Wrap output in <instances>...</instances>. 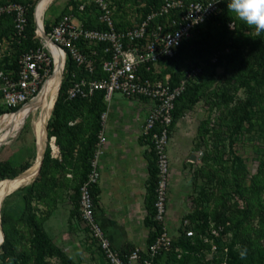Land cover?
<instances>
[{
	"label": "trees",
	"instance_id": "1",
	"mask_svg": "<svg viewBox=\"0 0 264 264\" xmlns=\"http://www.w3.org/2000/svg\"><path fill=\"white\" fill-rule=\"evenodd\" d=\"M109 1L115 7L113 20L117 30L126 28V25L117 22L119 19L117 14L123 8L129 5L140 8V4H144L145 6L139 9L140 14L144 15L151 8H158L162 4V0ZM81 3H86L82 11L78 9ZM8 5H21L25 8L26 24L22 35L17 36L14 27L15 13L0 14V45L5 40L8 42L7 51L0 57V71L3 72L17 70L20 56L40 45L39 40L35 38L34 2L0 0V8ZM67 6H71L72 10L68 11L66 7L53 23L49 21L44 23L47 33L65 15L77 18L85 29H106L99 21L97 9L94 5L88 4L87 0H70ZM220 7V12L198 26L192 37L181 44L173 57L160 62L161 70L156 76L158 79H163L169 75L170 85L174 87L184 77L187 69L203 65L198 80L188 85L175 100L169 131L171 135L179 120L198 102L203 101L206 104L209 112L207 118L200 123L197 136L199 140L212 138L211 147L217 150L218 158L204 155L202 160L206 168H204L206 184H218L219 191H206L203 188L198 191L194 202L195 208L182 217L173 238L172 249L153 258V264H264V199L262 198L264 151L260 156L257 171L250 174L244 160L232 150L229 151L231 159L226 158L223 161L222 149L225 146L222 145L221 138H217L220 135L226 136L232 144L237 136L255 130L256 127L260 129L259 135L264 138V32L259 36L254 32L250 35L242 34L240 39H232L233 32L228 27L232 19L227 9V2H222ZM234 23L236 28L245 29L242 22L234 21ZM104 47L105 45L100 44L94 48L98 56L102 55ZM213 58H216L214 62H212ZM219 67H224V74L229 76V78L225 76L223 80V76L218 75L221 83H218L217 79L215 81L216 70ZM66 72L68 76L58 88L59 92L47 122V132L48 138H55L63 161L70 160L74 156L76 146L80 147L75 156L81 167L78 169L80 177L75 186V191L79 195L80 187L87 180L90 171V160L97 135L102 128L101 115L106 112L107 105L103 99V92H95L89 99L68 100L66 96L70 74L74 73L78 78L94 79L103 76L99 59L96 61V70L93 74L82 72L71 60L67 61ZM149 76L152 77L151 74ZM239 90H243L245 94L243 98L237 96ZM18 110L19 108L6 109L1 106L0 116ZM213 110L218 111V116L212 124ZM77 119L80 120L77 122ZM141 139L143 144L149 147L145 200L147 215L144 220L145 226L149 229L146 240L148 246L162 231V224L155 220L154 202L158 182L155 155L150 141L145 137ZM199 148L200 143L196 146V149ZM210 163L217 165V169H213L212 165L209 166ZM61 166L58 159L50 158L47 148L38 178L29 186L19 188L7 196H17L14 203L5 198L0 210L4 232V241L0 246V264H53L51 262L53 259L58 262L57 264H74L44 230V223L49 213L40 214L39 209L34 205L38 204L41 195L47 191L46 188L52 185L50 182L54 179V173ZM29 167L30 163L13 165L7 160L0 161V181L12 179ZM48 168L52 171L47 170ZM247 176L251 178L248 187L244 185ZM39 180L43 188L39 186L38 189L36 181ZM91 193L96 204L99 194L97 185L91 188ZM232 195L243 199L245 203L243 209L238 208ZM74 215L76 216V212ZM213 228L219 230L218 237L210 236L209 233ZM189 230L194 232L192 237L186 235ZM227 235L230 237L224 242L223 239ZM205 238L208 239L207 242ZM245 248L247 256L241 259L239 253ZM129 250L132 248L120 252L127 253ZM207 253H211L210 258L206 257Z\"/></svg>",
	"mask_w": 264,
	"mask_h": 264
},
{
	"label": "built area",
	"instance_id": "2",
	"mask_svg": "<svg viewBox=\"0 0 264 264\" xmlns=\"http://www.w3.org/2000/svg\"><path fill=\"white\" fill-rule=\"evenodd\" d=\"M222 2L228 3L229 0L204 2L162 0L160 7L151 8L144 15L139 14V19L131 26L117 30L113 20L112 2L87 0L88 4L94 5L97 9L99 21L106 29H85L77 18L65 15L47 33L43 22L39 26L38 21L34 20L35 38L39 40V47L30 49L20 56L17 70L0 71V102L6 109L20 110L32 101L59 63L61 86L64 78L68 76L66 72L68 60L82 72L93 74L96 70V61L99 59L103 74L101 78L95 79L78 78L74 73L70 74L66 90L68 100L89 99L95 92H103V99L107 105L117 92L127 100L141 99L149 102L150 109L145 117L141 136L150 141L155 155L158 169L154 202L155 220L162 224V231L153 243L145 248H134L127 253H121L112 247L95 218L91 188L98 184L99 162L106 144L104 123L107 112H104L101 115L102 128L97 135L90 160V171L87 180L80 187L78 211L81 224L99 249L106 264H153V258L172 249L174 236H171L166 228L167 188L170 175L169 126L172 122L175 100L188 85L198 80L203 65L187 69L184 77L174 87L170 85L169 75L163 79L156 76L160 73L158 70L160 62L173 57L181 44L192 37L198 26L217 15ZM85 5L86 3H81L78 9L82 11ZM144 6L140 4V8ZM71 10L70 6L69 11ZM3 12L15 13L16 35H22L26 24L25 8L21 5H8L0 8V14ZM100 44L105 47L102 49V55L98 56L94 48ZM215 60L216 58H213L212 62ZM48 140L49 145L55 138L50 137ZM219 233L218 229L213 228L209 234L211 237H218ZM186 235L192 237L194 232L189 230ZM205 241L208 239L205 238Z\"/></svg>",
	"mask_w": 264,
	"mask_h": 264
},
{
	"label": "crops",
	"instance_id": "3",
	"mask_svg": "<svg viewBox=\"0 0 264 264\" xmlns=\"http://www.w3.org/2000/svg\"><path fill=\"white\" fill-rule=\"evenodd\" d=\"M126 10L127 15L119 16ZM117 16V22L126 27L139 19L138 14L133 16L126 7ZM130 101L142 104L144 114H140L132 124L114 121L108 129V136L104 128L106 144L99 162V194L95 204V218L112 247L118 251L145 248L149 233L144 224L149 147L143 144L141 131L150 104L145 100ZM180 124L181 120L176 124L177 129ZM47 148L50 158L58 159L62 166L56 170L50 182L52 185L46 188L38 202L40 214L49 213L44 230L71 260L78 261L77 264H106L101 253L91 246L79 218V195L75 186L81 167L75 159L77 150L70 160L63 161L56 140ZM47 170L52 171L51 168Z\"/></svg>",
	"mask_w": 264,
	"mask_h": 264
},
{
	"label": "rangeland",
	"instance_id": "4",
	"mask_svg": "<svg viewBox=\"0 0 264 264\" xmlns=\"http://www.w3.org/2000/svg\"><path fill=\"white\" fill-rule=\"evenodd\" d=\"M37 1L38 0H31V2H34L35 6L38 5V2L40 0L38 2ZM69 1L70 0H51L44 12L43 17L40 19L41 24L42 22L44 24L46 21L53 23L54 20L62 14L63 10L66 7H68L67 4L69 3ZM69 7L67 8L68 11H69ZM138 7L139 6L129 5L126 8L129 9V12L134 16V14H138V15L140 14V10H139L140 8ZM114 11H115V7H114ZM125 14L126 15L128 14V10L123 11L119 16L121 15L124 16ZM125 19L126 18L124 17V20ZM244 28L245 29L241 30L236 28L235 25V30H231L233 32L231 34L232 39L233 38L240 39L242 34L250 35L255 32L254 29L248 28L246 25L244 26ZM7 47H8V42L5 40L0 45V57L7 51ZM158 70L159 71L161 70L160 67H158ZM216 72H217V76L215 78V81L217 79L218 83H221V79H219L218 75H222L223 80L225 76L226 78L227 77L229 78V76L224 74V67H219L216 70ZM58 80H59L58 77H56L55 94H57L58 91L57 89ZM244 95L245 94L243 90H239L237 92L238 97L243 98ZM32 101H30L26 106L20 109L23 112H25V115L22 117L23 120L21 119V121L18 124L14 122H9V123L6 122L5 124H1V123L3 120H6L8 117L14 115L20 110L12 114H5V115L3 114L0 116V124H1L0 125L1 127L0 128V161L7 160L13 165H24L26 163H30V166L32 165V167L36 165V160L38 155H37V147H36L35 135L33 132L32 124L36 120L40 108L39 105L37 104H34L31 107H29ZM1 106L2 104L0 102V107ZM144 110L145 109L143 105L139 104L137 101L127 100L120 93L117 92L114 93L111 101L107 103V110H106L107 118L104 123V128L107 130V136H108V129L110 125L113 124L114 121H117L118 123L132 124L133 121H135L140 116V114L142 115L144 114L143 113ZM208 110L209 108L206 107V104H204L203 101L198 102L191 110L192 112L188 111L182 117L183 119L182 118L180 119L181 124L179 125V129H177L175 126L174 130L171 133L170 141L168 144V155L170 158L171 170H170L168 188H167L168 194H167V216H166V228L171 236L176 235L177 228L180 225V221L182 220V217L193 211V209L195 208L196 205L194 203L195 198H197L198 191H200L201 188L205 189L206 191H219V186H217L218 184L216 183H213L211 185L206 184V179L204 178L205 165L203 164V160H202L204 155L208 157L218 158L217 150L211 147L212 138H205L204 140L203 139L199 140L198 138L199 136H197L198 127L200 123L207 118L209 112ZM211 114H212V118L211 117L210 118L212 119V124H213L214 120L218 116V111L213 110ZM79 120L80 119H77L76 121L78 122ZM225 129L226 126L224 125V130ZM259 131L260 129L256 127L255 130H252L250 132H244L241 136H237L236 141H234L232 144L229 143V139L226 136L223 137L222 135H220V137L218 136L217 138H221V141L223 142L222 145L225 146V147L223 146L224 148L222 149L223 161L226 158L231 159L229 151L232 150L235 153V155L240 156L244 160V164L247 167L249 173L250 174L255 173L258 169V164L260 163V156L263 154L264 151V138H262L259 135L260 134ZM45 133H46V125H45ZM198 143H200V148L196 149ZM75 150H77V146ZM207 152L208 154H205ZM191 155H195L194 160H191L190 158ZM216 158L215 160H217ZM210 165H212L213 169H217L216 168L217 165L213 163H210L209 166ZM207 169H209V167ZM39 173L37 174L36 177H34V179L28 185H25L24 187L32 184L38 178ZM7 180L10 181L9 179H5L1 181H7ZM250 180L251 178L247 176L246 182L244 184L246 187H248ZM39 182L40 180L38 182L36 181L38 189L40 186ZM40 187L43 188L42 186ZM5 198H7V200L10 201L11 203H14V201L17 199V196L4 197L0 201V210ZM262 198L264 199V195L262 196ZM232 199L237 203L239 209H243L245 207V203L243 199H239L236 195H232ZM34 205L38 209V204H34ZM0 234L2 241V232H0ZM22 234L24 233L22 232ZM228 237H230V235H227V237L223 239L224 242H226ZM89 240L91 241L90 242L91 246L99 252L96 245L92 242L90 236H89ZM206 257L210 258L211 253H207ZM72 261L74 264L78 263V261L75 259ZM51 262L53 264L58 263L55 259L51 260Z\"/></svg>",
	"mask_w": 264,
	"mask_h": 264
},
{
	"label": "bare ground",
	"instance_id": "5",
	"mask_svg": "<svg viewBox=\"0 0 264 264\" xmlns=\"http://www.w3.org/2000/svg\"><path fill=\"white\" fill-rule=\"evenodd\" d=\"M51 0H40L38 5L36 6V19L38 21L39 26H41L40 19L43 17L46 8L48 7ZM56 77H58V87L61 82V66L58 64L55 72L45 81L42 88L40 89L38 95L33 99L32 103L29 107L34 104L39 105L40 111L37 115L36 120L33 122V132L35 135L36 147H37V160L36 165H34L25 175L22 181H0V201L11 191L23 187L29 184L34 177L36 176L37 168L40 162V151L42 150L45 143V125L47 119L50 115L52 106L56 97ZM57 87V89H58ZM58 92V91H57ZM28 107V109H29ZM25 115V112L22 110L18 111L14 115L8 117L6 120H3L1 124H5L6 122H14L18 124L22 117ZM23 120V119H22ZM0 124V125H1ZM22 126V125H21ZM1 128V127H0ZM5 137V136H4ZM4 140V139H3ZM2 143V142H1ZM1 232V230H0ZM3 237V235H2ZM0 243H1V234H0Z\"/></svg>",
	"mask_w": 264,
	"mask_h": 264
},
{
	"label": "clouds",
	"instance_id": "6",
	"mask_svg": "<svg viewBox=\"0 0 264 264\" xmlns=\"http://www.w3.org/2000/svg\"><path fill=\"white\" fill-rule=\"evenodd\" d=\"M227 9L232 19V23L229 24L230 30H235L234 21H239L254 29L257 36L264 32V0H229ZM239 255L241 259L246 258L247 249L241 250Z\"/></svg>",
	"mask_w": 264,
	"mask_h": 264
},
{
	"label": "water",
	"instance_id": "7",
	"mask_svg": "<svg viewBox=\"0 0 264 264\" xmlns=\"http://www.w3.org/2000/svg\"><path fill=\"white\" fill-rule=\"evenodd\" d=\"M39 1V0H38ZM37 1V2H38ZM37 5V4H36ZM35 12H36V6H35V8H34V20L37 22V19H36V15H35ZM45 36V35H44ZM51 114V113H50ZM50 116V115H49ZM49 118V117H48ZM47 122H48V119H47ZM47 135H48V132H47V123H46V137H45V143H44V146H43V148H42V150L40 151V162H39V166H38V168H37V172H36V176H37V174L39 173V171H40V168H41V164H42V160H43V158H44V154H45V151H46V148H47V146H48V138H47ZM194 157H195V155H191L190 156V158H191V160H194ZM32 168V165L29 167V168H27L26 170H24V171H22V172H20L18 175H16L14 178H12V179H9L10 181H22V179L24 178V175L30 170ZM35 176V177H36ZM28 185V184H27ZM24 187V186H23ZM19 188H22V187H19ZM19 188H17V189H19ZM17 189H15V190H13V191H11L10 193H8L6 196H8V195H10L11 193H13L14 191H16ZM5 196V197H6ZM0 230H1V232H2V235H3V237H2V241H1V243H0V246L2 245V243H3V241H4V232H3V229H2V225H1V215H0Z\"/></svg>",
	"mask_w": 264,
	"mask_h": 264
}]
</instances>
